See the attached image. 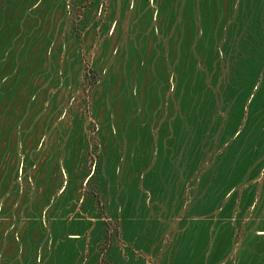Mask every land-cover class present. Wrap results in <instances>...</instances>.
I'll use <instances>...</instances> for the list:
<instances>
[{
	"label": "rangeland",
	"instance_id": "obj_1",
	"mask_svg": "<svg viewBox=\"0 0 264 264\" xmlns=\"http://www.w3.org/2000/svg\"><path fill=\"white\" fill-rule=\"evenodd\" d=\"M0 264H264V0H0Z\"/></svg>",
	"mask_w": 264,
	"mask_h": 264
}]
</instances>
